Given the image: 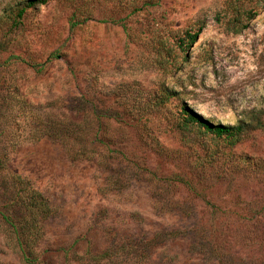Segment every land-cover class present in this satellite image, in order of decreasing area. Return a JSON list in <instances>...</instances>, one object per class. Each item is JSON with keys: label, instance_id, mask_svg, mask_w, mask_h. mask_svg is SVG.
Listing matches in <instances>:
<instances>
[{"label": "rangeland", "instance_id": "obj_1", "mask_svg": "<svg viewBox=\"0 0 264 264\" xmlns=\"http://www.w3.org/2000/svg\"><path fill=\"white\" fill-rule=\"evenodd\" d=\"M24 1L0 0V211L22 229L19 179L47 197L38 264H264V129L207 162L177 124L181 104L264 117V7L241 33L218 19L228 0H49L11 25ZM0 264H30L1 214Z\"/></svg>", "mask_w": 264, "mask_h": 264}, {"label": "trees", "instance_id": "obj_2", "mask_svg": "<svg viewBox=\"0 0 264 264\" xmlns=\"http://www.w3.org/2000/svg\"><path fill=\"white\" fill-rule=\"evenodd\" d=\"M49 0H25L22 3L17 4L10 10L8 14V20L11 25L18 26L23 16L27 13L29 8H35L41 4L47 3ZM248 2V3H247ZM264 3V0H257V3L253 4L252 0H228L224 8V18L220 15L218 17L221 22L224 23L226 28L233 33H241L248 28L250 21L263 9L264 5L258 4ZM206 26V20L200 19L191 28H187L176 39L179 48L186 53L187 50L197 41L204 27ZM176 95V91H172L170 88L162 86L159 93L156 95V103L158 105H164L170 99ZM98 117V113L95 112ZM177 124L183 131V135L193 137L195 139L203 140L210 151L206 157L207 162H211L215 158L219 157V149L226 148L227 146H234L245 139L251 132L257 129H264V117L254 113L248 120H241L237 124H224L215 123L210 119L205 118L202 114L191 109L186 104H181L179 107V116ZM73 130L70 133V138L74 137ZM93 136L98 142H105L100 129L98 127L93 133ZM88 138V136H87ZM88 141V140H87ZM108 146L107 144H103ZM102 150L101 145H93ZM88 147L82 149H75L71 145L68 150L73 158L79 156H90L88 153ZM84 150V151H82ZM82 151V153H80ZM233 154L230 153L229 156ZM243 162H253L250 157H239ZM238 159V160H239ZM240 161V160H239ZM205 162V163H207ZM256 166L261 167V163L256 160ZM20 180V190L17 191V199L25 210V217L19 223L22 225V229L18 227L13 218L12 211H0L3 220L6 221L17 232V244L21 251L22 257L25 262L30 264H38L39 256L38 251L35 248L36 242L42 236L43 227L39 225L41 218H47L50 213L49 200L45 195L39 191V189L33 187L25 179ZM109 256L108 252H104L95 257L97 260H101Z\"/></svg>", "mask_w": 264, "mask_h": 264}]
</instances>
